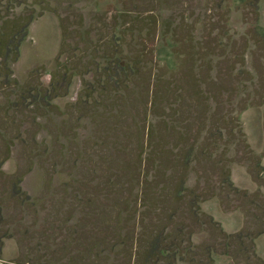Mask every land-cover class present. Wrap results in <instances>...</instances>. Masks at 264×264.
Returning <instances> with one entry per match:
<instances>
[{
	"label": "rangeland",
	"instance_id": "rangeland-1",
	"mask_svg": "<svg viewBox=\"0 0 264 264\" xmlns=\"http://www.w3.org/2000/svg\"><path fill=\"white\" fill-rule=\"evenodd\" d=\"M0 264H264V0L1 3Z\"/></svg>",
	"mask_w": 264,
	"mask_h": 264
},
{
	"label": "trees",
	"instance_id": "trees-1",
	"mask_svg": "<svg viewBox=\"0 0 264 264\" xmlns=\"http://www.w3.org/2000/svg\"><path fill=\"white\" fill-rule=\"evenodd\" d=\"M5 1H7L8 3H11V2H17L18 0H0V4L3 3V2H5ZM240 238H241V236H240ZM152 251L155 252L154 247H153V250Z\"/></svg>",
	"mask_w": 264,
	"mask_h": 264
}]
</instances>
